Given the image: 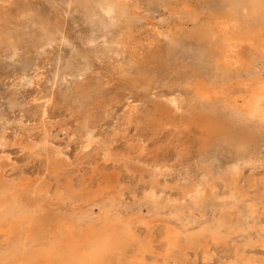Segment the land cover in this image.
Masks as SVG:
<instances>
[{
	"label": "rangeland",
	"instance_id": "obj_1",
	"mask_svg": "<svg viewBox=\"0 0 264 264\" xmlns=\"http://www.w3.org/2000/svg\"><path fill=\"white\" fill-rule=\"evenodd\" d=\"M160 1L161 0H155V2H160ZM195 1L196 0H191L193 4H196L197 10L198 11L203 10L204 8L203 1L202 0H197V2ZM0 4L3 5L4 8H10L8 19H9V24L15 27L16 29V30L14 29V32L17 31L23 34V40L16 46L15 49H10V48L5 47L4 45H0V138H1L0 142H2L0 143V156L3 157V158L0 157V160L3 159V162L7 161L6 162L7 165L9 164L8 166L6 165L7 166L6 167L5 166L6 163L5 162L3 163L6 168L4 169L2 173L3 174L5 173L6 178L4 177V175H2L4 182L2 181V183H0L1 185L0 192L1 191L3 192V193L1 192L0 194V199L2 200V201L0 200V204L2 207V208L0 207L2 209L0 211L4 212V210L6 209L4 214H2L3 218L5 220L7 219L6 223L7 222L9 223L10 222L9 219L11 218H12L11 220H13L14 219L13 217H15L17 213L18 214L21 213L19 211L21 209L17 208L18 204L15 202V200L12 201V196L8 197L9 194L8 193L6 194L4 190L3 184L5 185V184H8L9 182L12 183L13 185L16 184L17 189H19L20 185L23 186L25 185L26 182L29 181L27 184L31 185L33 189L43 188L49 191V196L50 198L52 197L51 198L52 200L48 202L46 201L47 199H45L46 197L44 196L45 194L44 192L42 193L43 194L42 195L36 191L34 192L31 191L29 192V195H28L25 187H23L24 190L22 188L19 189V191L22 189L21 191L26 192L25 194L24 192L21 193V196L19 197V200L22 202H25V204L28 203L27 201L28 197H33L35 200L37 199L35 203H38L40 201L39 205L36 204L35 206L36 210L38 211L36 212V217L38 216L37 217L38 224L37 222H35L29 225L30 226V227L28 226L29 228L27 227L28 229H31L29 230L30 235L28 238H23V237H26V234H24V232H26L25 231L26 226L22 224L21 225L24 227H22L21 225H17V224L14 225L13 226L14 230L12 229V233L9 235L0 233V264H8L9 261H15L14 258L15 259L18 258L22 249L25 250L28 254H32L42 249H49L50 246L52 245L55 246V251H54L55 255L53 254V256L55 257L54 264H58L56 262V259L59 258L58 260L60 261V256H58V254L63 252V249H62V245L59 244L58 241L55 239V235L52 230L54 227L58 226L60 233L62 232L61 234H63L64 224L66 223L65 226H69V224L71 225V222H72V228L74 229L72 230V234H74L73 232L75 231V234L78 235L77 236L74 234L73 237L77 241L79 240L80 243H82L83 241L85 242V240L87 239L86 237L87 235H89V233H93L91 235H92V240H94L95 233L97 232V230L105 231L110 234L108 251L105 253H101V258L100 260H98L97 264H114V263L115 264H130L132 263V261L130 260H133L134 256L138 252L137 251L138 247H141V246L144 247L146 245L149 246V244L151 247L153 246L152 247L153 252L151 251V253L152 254L154 253V254L152 255L151 253L148 252L147 254H145L146 259L150 261L155 260L158 264H161V262L162 264H166V262L167 264H185V263L187 264V262L188 264H197V263L198 264H203V263H206V264H232L233 263L234 264L236 262V256H235L236 250H238L239 256L241 257L243 256L244 260L246 259L241 264H250V263L251 264L252 263L253 264H258V263L264 264V248L256 247V249L253 248L252 250L251 249L252 247H249V248H244L246 249L244 250L243 249L244 246H242L244 244L243 239L247 238L246 236L248 235L250 231H252L253 229L260 230L261 228L263 229L264 227L263 225L264 224V211H262L264 209V206H263L264 191H262L264 190V146H262L264 145V143L260 145L261 149L259 148L257 149L259 152L256 150L254 151V153L252 152L251 154H249L248 156L244 158V162L241 164V166H239V170H238V172L241 175L238 173V176L234 182H231L230 184H226L224 182V184H222L223 182L221 180H219V182L218 180H216V183H215L216 192L213 191V197H212L213 202L215 201L214 203L212 202V204H214L215 206L213 205L210 206V208H212L213 210L208 208L209 206H202L201 207V209H203L202 212H201V209H198V211L196 210L193 213L196 215L195 217L194 215H190L189 211L185 210L186 214L180 215L182 217L181 218L179 214L176 213L175 209L174 210L172 209V207H169V208L167 207L165 208V210L164 208L163 209L156 208L153 204L149 202L148 203L145 202V199L142 198L144 197L145 192H148L152 188V185L156 183V184H159V185H155L157 186L156 194L158 192L159 194L161 193L158 196H163L166 198L170 197L169 199L171 200H177L178 198L179 200V198L180 199L182 198L183 192L185 190L184 187H186V185H190L192 182L196 183L198 179H200L198 178V176L199 177L202 176V171L199 168L200 165L198 164V162L203 157V151L202 152L200 151V148L202 147V143H200L201 142L200 136L197 139L199 135L197 134L198 132L195 131L194 128L192 127L188 126L187 128L186 119H185L188 116V110L185 111L187 109V103H188L185 100V97H186L185 92L188 91L189 89L188 91L189 94L190 93L192 94L193 88L191 87L192 85L189 82L184 81L182 78H179L178 75H174V74H165L164 76L159 77L157 82L149 90H145L144 88H141V87H130V86L123 84L120 81L119 79L120 67L125 68L127 66V61L130 59L131 52H133L134 54L133 57L131 56L132 60H134L137 63L141 62L142 64H145L146 58L151 56L152 53H156L164 48L165 38L166 36L170 34V32L173 31L176 34V37L178 38L180 37V33H181L180 30L182 28H191L188 22L180 21L178 19L177 14L173 10L170 11L171 9L169 7L166 8V6L162 4H158L157 6L152 7L151 9L148 8L146 5H144L145 12L143 13V16L141 15L142 20L135 25V27L132 29L131 34H127L128 36L126 35L124 37L126 38V43H127L126 48L124 49L123 52L119 53L120 55L119 54L114 55L113 52L107 51L105 49L111 47L112 45L111 38L114 36L117 29L104 30L100 26L95 25V23L89 22L81 12L75 11L73 8L67 7L64 3H60L58 1H56L55 3H51V2H48L47 0H10V3L0 2ZM21 7H24V8H21ZM168 12L170 14L171 13L173 14L170 15ZM208 16H209V12L205 10L204 14L200 17V19H207ZM42 21L47 22L51 27H54L56 30L50 40H48L45 37V35H43V33L40 31V23ZM54 22L56 23L54 24ZM169 23L171 25V28H170V25H168ZM173 25L175 26V29ZM152 28L154 30H152ZM133 36H135L136 38L134 37L133 39ZM147 37L148 38L151 37V38L148 39ZM154 37H156V39ZM145 38L147 39L146 41H145ZM152 38L157 40L156 41L157 45H155L156 44L154 42L155 40H153ZM132 39L135 41L133 42ZM136 39L137 40L140 39L138 40V42L140 41L139 42L140 44L136 42L137 41ZM141 39L143 40L141 41ZM127 40H129V43L127 42ZM149 40L152 43H150ZM147 42H149L150 44ZM132 43L133 44L135 43V44L133 45ZM158 46L160 48L157 50L156 47ZM141 49L142 50L144 49V50L142 51ZM241 49H242V53H244L243 51H247V47L245 45H243ZM145 50L149 54L145 53L144 52ZM113 55L116 57H114ZM175 58L177 61H180L182 58V51H176ZM256 58L252 59L253 60L252 62L254 65L252 69L247 68L249 70H245V72H243L244 71L243 70L242 71L243 74L240 72V75H241L239 76L240 82L232 81L228 85L225 86L226 87L225 93L227 94L225 95L226 96L225 100H227L226 106L229 107L230 105V107L236 108L240 111L242 110L241 111L242 114L245 113V115H248L246 114V110H247L246 102H248L249 93H250L251 88L256 87L257 83L255 84V82H258L259 80H262L264 78L263 77L264 76V65H263L264 63L261 62L258 59V57ZM154 62L155 63H151L149 65L150 68H156L158 66V62L157 61H154ZM248 62L250 63L251 61H248ZM69 63H71V73L68 72ZM261 65H263V67ZM184 71H187V70L185 69ZM255 74H258V75L262 74V75L259 77L258 75L256 76ZM251 77L255 78V80ZM241 79H244V80L247 79V81L245 80L246 81L245 82ZM233 83L235 86L233 85ZM88 89H95L96 95L92 97L89 94ZM151 89L154 91H152ZM149 91L150 93H148ZM173 93L175 95H178L180 100L183 99L182 100L183 102L180 105L181 107L179 108L180 110H175L172 113V115L162 114L159 116V113L155 111L157 107L156 104L160 105L159 103L161 102H158V101H162L163 106L170 108L169 107L170 105L168 104V99H170L174 95ZM233 95H235V98ZM232 98L235 100H233ZM243 98L244 100H242ZM131 103H133L132 104L133 106L131 105ZM129 108L131 109L129 110ZM132 109L134 110L132 111ZM181 109L183 110L181 111ZM43 110H45L46 112L44 111L45 112L44 113ZM128 112L130 113L127 115L126 113ZM178 114L181 116H179ZM130 115L131 117L130 119H128L127 117ZM125 118H127V120ZM166 119L169 122L172 121L171 123L173 124L171 125V123L166 122L167 121ZM84 120H86L89 123V124L87 123V128H89L87 129L88 132L85 131L81 127ZM155 120H158V123ZM183 120L185 121V123L183 122ZM254 120L255 119L248 120L246 122V125L250 126ZM159 121L161 122L159 123ZM91 127L93 129H91ZM152 128L155 130H153ZM114 130L117 132L115 133ZM87 133L88 134L90 133L92 134L91 136H94V138L91 137L90 143H87V141L86 142L84 141V140H87L86 139V137L88 136ZM117 133L118 135H116ZM82 136L83 138L81 139ZM43 137L45 138L43 139ZM46 139L48 140V146L52 145L50 147L51 148L53 147V149H56V151L59 152V154L62 152L60 156H58V158L60 157L59 160L61 161V162L59 161L60 162L59 164L50 163L44 153L36 157L35 155L31 153V151H29L31 145H35V144L38 145L40 141L47 143ZM112 139H114V141H112ZM103 140L104 142H102ZM109 142H113V143H109ZM95 143L98 145H96ZM87 144H88L87 146L88 150L86 149V146H85ZM199 144L201 145L200 148H199ZM94 145H96V147H93ZM100 145L102 146V148ZM103 148L104 149L109 148L108 149L110 152L109 157H107L104 154L106 156V159H105V156L102 155L103 153H105ZM141 151L142 153H140ZM63 153L65 155H62ZM218 153L219 154L217 156V161H214L210 155L211 163L213 165L215 163L214 168L217 167L218 163L221 166H228L231 164V161L233 160V157H234L231 152L229 153L227 149L221 148ZM8 156L10 158H8ZM64 156L66 157V159ZM100 156L102 157L104 156V157L101 158ZM62 158L64 160H62ZM107 158H110V159L106 161ZM65 160L67 162H65ZM194 161H196V164ZM250 161H251V164L249 163ZM0 162L2 163V161ZM155 162L159 168L157 167L156 164H154ZM248 163H249V166H248ZM253 163L256 165H253ZM65 164L67 166H65ZM162 164H164L163 165L164 167H162ZM11 165L15 167V170L12 168ZM154 166L155 168L157 167L160 170L159 171L160 173L161 172L162 173L157 176L159 178L156 177L155 181H152L153 176H151V173L155 170V168L153 169ZM46 167L50 168L51 170L46 169ZM6 169L8 170L10 169L9 172ZM142 171H145L144 175L142 174L143 173ZM148 171L150 172V174ZM166 171H167V174H166ZM198 171L201 175L196 174L198 173ZM18 173L20 174L18 175ZM184 176H185V179H184ZM64 177L65 178L67 177L66 181L68 180V183L67 182L65 183ZM36 178L39 179V181H36L37 180ZM58 179L60 182H58ZM180 179L182 181H180ZM194 179L196 182L194 181ZM22 180L25 182H22ZM252 180L254 182H252ZM249 181L251 182L249 183ZM109 182L110 184L113 183L110 185L111 188L109 186ZM160 183H161V187H160ZM183 183H185V186L182 187V185H184ZM231 184L235 186L232 187ZM162 185H165L167 188L165 189V187H163ZM254 185L256 188L254 187ZM241 186L243 187L241 188ZM72 187L75 190L76 189L77 190L75 191ZM148 187H149V190H148ZM169 187H171V189ZM57 188L59 189V191H56ZM69 188L70 189L72 188L71 191ZM175 188H177L176 189L177 191L173 190ZM105 189H107L106 193L108 191L107 194L103 193L105 192ZM142 189L143 191H141ZM242 190H244L245 192ZM62 191H65V192H62ZM109 191L110 192L112 191L111 193L112 195H110ZM234 191L235 192L237 191L236 192L237 194ZM52 192H53V195H52ZM56 192L63 193V195L61 193V195L63 196L61 197L62 200L57 196ZM99 192H101V195ZM166 192H167V195H166ZM54 193L56 197L54 196ZM95 193L97 194L96 196H95ZM142 193L143 195H141ZM222 193L224 195H226L225 193H227V195L223 196ZM70 194L72 195L70 196ZM132 194H134L135 197ZM74 196L76 197V199L74 198ZM111 196L113 197L111 198ZM214 196L218 198L219 202L217 201V198ZM131 197H134V199ZM172 197L174 198L176 197V198L173 199ZM68 198H69V202H67ZM72 198H74L75 200ZM116 198L117 200H115ZM228 198L229 199L233 198V199H230L231 200L230 201L228 200ZM248 198L250 199L252 198V199L249 200ZM260 198H262V200ZM111 199L114 201V203L113 201H110ZM256 199L258 202L256 201ZM118 200L122 202H118ZM135 200L138 202H136ZM7 202H8V205L6 204ZM233 202L234 203L236 202L237 204L236 203L234 204ZM256 202L258 203V205ZM9 203L11 204V206H9ZM14 203L16 204L14 205ZM42 203H44L43 205L47 203L48 206L45 205L44 207H42L43 206ZM3 204L5 208H3L2 206ZM236 205L237 206L241 205L242 208H239ZM113 206L115 208H113ZM232 206L234 208H232ZM37 207L38 208L40 207L41 210L40 208L38 209ZM213 207H217L215 208L216 211ZM90 208L93 211H91ZM87 209H90V212ZM76 210H77V214H76ZM218 210L222 213H220ZM173 211H174L173 213L174 215L172 214ZM44 212L47 214H45ZM152 212L153 214H150ZM161 212H163V214H161ZM170 213L173 216H171ZM199 213H202V214L204 213V215L202 214L200 215ZM217 213L218 214L220 213V215L217 216L218 215ZM238 213L240 216L238 215ZM42 214L43 215L45 214V215L43 216ZM112 215H113V218H112ZM140 215H142V217ZM150 215H152L153 217ZM159 215L163 216V218L160 217ZM154 216L156 218H159L158 219L159 221ZM107 218H109L110 220ZM150 219H152V221H150ZM170 219H173V220H170ZM248 219L250 221H247ZM176 220L179 222H176ZM43 221H44V228L42 227ZM171 222H173V224H170ZM180 222L182 223L180 224ZM215 222H216L215 225L218 226V230H219L217 231V233L218 235L220 234L221 239L223 238L222 242H220L221 244L219 243L215 245L211 240H208L207 238H205L206 237V234H205L204 237H200L198 241L199 245L196 249L188 250L186 247V242H185L186 236H188L189 234H190L189 236H191L192 234L195 235L202 229L210 228V226L214 224ZM238 222L240 223L237 224ZM59 223L63 227L61 225H58ZM246 223L250 225L248 226ZM36 224L37 226H35ZM39 224L40 226H38ZM183 224L186 226H184ZM224 224L225 225L227 224V225L224 226ZM86 226H90V227H86ZM166 226L167 227L169 226L168 228L174 229L177 233L181 231L180 234L178 235L179 237H178V242H177L180 245L178 244V247L176 248V250L174 248L173 249L174 251L168 254L169 257L166 255V251L163 250L165 249V241L162 237H163L164 229L166 228ZM252 226L253 228L250 229ZM33 227L35 229L37 228L36 230H39V231H36ZM38 227H40V229ZM189 229L190 231H188ZM32 230L35 232H30ZM54 231H55V228H54ZM238 237L240 238L237 239ZM179 238L182 242L179 240ZM225 238L227 241L223 242ZM6 239H7V242H6ZM27 239H29V241ZM205 240H207V242ZM209 241L211 244L209 243ZM147 242L149 244H147ZM204 242H205V246H203ZM229 243L231 244V246ZM31 245H34V246H31ZM179 247L182 249H180ZM206 247L208 249V252H210L208 253V255L210 254L209 258L211 257L210 260H204L203 257H200V256H203L202 252L203 250L206 249ZM241 249H243V251ZM175 251L177 253H173ZM190 251L191 252L193 251V252L191 253ZM245 253H247L248 255L247 254L245 255ZM179 254L181 255V257H178ZM249 254L251 255L249 256ZM232 255L234 256L232 257ZM110 256L112 257L113 261L111 260ZM250 257L253 258L252 259L253 261L251 260ZM163 260H167V261L163 262ZM32 262L34 263V261ZM33 263H29V264H33ZM34 264H38V263H34Z\"/></svg>",
	"mask_w": 264,
	"mask_h": 264
},
{
	"label": "bare ground",
	"instance_id": "obj_2",
	"mask_svg": "<svg viewBox=\"0 0 264 264\" xmlns=\"http://www.w3.org/2000/svg\"><path fill=\"white\" fill-rule=\"evenodd\" d=\"M48 2L51 3H55L56 1L60 2V3H64L67 7L69 8H73L75 11H79L81 12L85 18L91 22V23H95V25L100 26L101 28H103L104 30H110V29H117V31L115 32L114 36L111 38V47L110 48H106L105 50L113 52L114 55L115 54H119L121 52L124 51V49L126 48V38H124L127 34H131L132 29L135 27V25L140 22L142 20L141 15L143 16V13L145 12L144 9V5H146L148 8H152L157 6L158 4H162L164 6L169 7L171 10L170 11H174L177 16L178 19L180 21L183 22H188L189 25L191 26V28H182L180 31V37H176V34L172 31L170 32V34L168 36H166L165 38V46L162 50L156 52V53H152L151 56H149L148 58H146L145 60V64H142L141 62H135L134 60H132V57L134 56L133 52H131V56L130 59L127 61V66L125 68L120 67V72H119V79L120 81L130 87H141L144 88L145 90H149L150 88H152V86L157 82L158 78L161 76H164L165 74H174V75H178L179 78H182L184 81L189 82L193 88V93L189 94V89L188 91H186V97L185 100L188 102L187 103V109L185 111L188 110V116L186 119V124H187V128L192 127L194 128L195 131H197L199 134L197 139L200 136V140L202 143V147L200 148V144H199V148L200 151H203V157L202 159L198 162V164L200 165V169L202 171V176L198 178V181L196 182L195 179L194 181L196 183H191L190 185H186L185 190L183 192L182 198L178 200H171L169 198L163 197V196H158L160 195L159 192L156 194V187L155 185H159L156 184L154 182L152 185V188L149 190L148 187V192H145L144 194V198L145 202H149L151 204H153L156 208H161L165 210V208H169L172 207V209L176 211L177 214L180 215H184L185 210L190 212V215H194V217L196 216L195 214H193L196 210L198 211V209H201L202 206H209L208 208H210L211 205L215 206L214 204H212L213 200V191H215L216 188V180H221L224 184V182L226 184H230L231 182H234L238 176V170H239V166H241V164L244 162V158L246 156H248L249 154H251L252 152L254 153V151H256L258 148H260V145L262 143H264V78L262 80H256L258 82H255V84L257 83L256 87H252L249 93V99L248 102H246V114L245 115L242 114V110H238L236 108L233 107H227L226 103L227 100H225L227 95L225 93V86L228 85L230 82L232 81H236V82H240V72L243 74V72H245V70H249L247 68H251L254 66L253 65V58L258 57V59L264 63V0H202L203 4H204V8L203 10L198 11L197 10V6L196 4H193L191 2V0H161L160 2H155V0H47ZM1 3H10V0H0ZM197 2V0L195 1ZM200 2V1H199ZM201 5V3H200ZM199 5V6H200ZM163 7V6H162ZM24 8V7H21ZM165 8V7H164ZM165 8V9H166ZM10 8H4L3 5L0 4V45H4L7 48L10 49H15L16 46L23 40V34L19 33V32H14L15 27L11 26L9 24V11ZM207 10L209 12V16L207 19H200V17L204 14V11ZM26 11V10H25ZM167 11V10H166ZM169 13V12H168ZM170 14V13H169ZM173 13H171L170 15H172ZM208 14V13H207ZM12 16V15H11ZM29 18V17H28ZM37 19V18H36ZM40 21V20H39ZM179 22V21H178ZM56 22H54L55 24ZM147 23V22H146ZM176 23V22H175ZM170 25V23L168 24ZM167 25V26H168ZM180 25V24H179ZM166 26V27H167ZM174 26V25H173ZM169 27V26H168ZM177 27V25H176ZM171 28V25H170ZM173 28V27H172ZM140 29V27H139ZM144 29V28H143ZM175 29V26H174ZM16 30V29H15ZM152 30H154L152 28ZM160 30V29H159ZM173 30V29H171ZM40 31L43 33V35H45V37L50 40L53 36V34L55 33V28L51 27L47 22L42 21L40 23ZM146 31V30H145ZM157 31V30H156ZM166 31V30H165ZM164 31V32H165ZM176 31V30H175ZM133 34V33H132ZM151 34V33H150ZM154 34V33H153ZM152 34V35H153ZM156 34V33H155ZM166 34V33H165ZM128 36V35H127ZM130 36V35H129ZM154 36V35H153ZM156 36V35H155ZM132 37V36H131ZM135 36H133L134 39ZM152 37V36H151ZM150 37V38H151ZM160 37V36H159ZM128 38V37H127ZM136 38V37H135ZM143 38V37H142ZM148 38V37H147ZM148 38V39H150ZM156 39V37H154ZM154 38H152L153 40H155ZM56 39V38H55ZM132 39V40H133ZM137 40V39H136ZM140 40V39H138ZM138 40L136 41L137 43ZM143 39H141L142 41ZM147 39L145 38V41ZM163 40V39H162ZM131 41V40H130ZM135 40H133L134 42ZM150 41V40H149ZM157 40H155L154 43L155 45H157ZM127 42L129 43V40H127ZM132 42V41H131ZM135 42V43H136ZM134 43V44H135ZM145 43V42H144ZM149 43V42H147ZM150 43H152L150 41ZM149 43V44H150ZM162 43V42H161ZM133 44V43H132ZM133 44V45H134ZM140 44V43H139ZM146 45V44H144ZM143 45V46H144ZM152 45V44H151ZM163 45V44H162ZM245 45L247 47V51H243L244 53H242V49L241 47ZM138 46V45H137ZM141 46V45H140ZM150 46V45H149ZM128 47V46H127ZM134 47V46H133ZM146 47V46H145ZM151 47V46H150ZM154 47V45H153ZM149 48V47H147ZM157 50L160 48L159 46L156 47ZM129 49V48H128ZM132 50V49H131ZM142 50V49H141ZM144 50V49H143ZM142 50V51H143ZM150 50V49H149ZM148 50V51H149ZM155 50V49H153ZM128 51V50H127ZM136 51V50H134ZM152 51V50H151ZM150 51V52H151ZM176 51H182V58L180 61H177L175 58V53ZM145 53L146 50L144 51ZM140 53V52H139ZM149 54V53H147ZM113 55V56H114ZM120 55V54H119ZM126 55V54H125ZM140 55V54H139ZM128 56V57H129ZM137 56V55H136ZM116 57V56H114ZM121 58V57H120ZM116 59V58H115ZM118 59V57H117ZM248 59V60H247ZM257 59V58H256ZM124 60V59H123ZM255 60V59H254ZM108 61V60H107ZM152 61V62H151ZM154 61L158 62V66L156 68H150L149 65L151 63H155ZM248 61H251L250 63ZM122 62V61H121ZM119 65V64H118ZM121 65V64H120ZM264 65V64H263ZM263 65H261L263 67ZM68 72L71 73V63L68 64ZM123 66V65H122ZM260 68V67H259ZM187 71H184V70ZM258 69V68H257ZM256 69V70H257ZM117 70V69H116ZM115 70V71H116ZM244 70V71H243ZM260 70V69H259ZM263 70V69H262ZM243 71V72H242ZM255 72V71H254ZM246 74V73H245ZM260 74V73H259ZM256 76L258 74H255ZM262 75V74H261ZM261 75H258L259 77ZM249 76V75H248ZM253 76V75H252ZM264 77V76H263ZM79 78V77H78ZM253 78V77H251ZM255 80V78H253ZM36 80V79H35ZM109 80V79H108ZM243 81H247V79H241ZM64 81V80H63ZM242 81V82H243ZM245 81V82H246ZM251 81V80H250ZM161 83V82H160ZM235 83V82H234ZM233 83V85H234ZM163 84V83H162ZM243 84V83H242ZM237 85V84H236ZM43 86V85H42ZM158 86V85H157ZM186 86V85H184ZM235 86V85H234ZM183 87V86H182ZM188 87V86H187ZM190 87V88H191ZM237 87V86H236ZM189 88V87H188ZM229 88V87H228ZM231 88V87H230ZM244 88V87H243ZM184 89V88H183ZM152 90V89H151ZM238 90V89H237ZM245 90V89H244ZM89 94L93 97L96 95V90L95 89H88ZM154 91V90H152ZM150 93V91L148 92ZM171 93V92H170ZM240 93V92H239ZM152 94V93H151ZM174 94V93H173ZM177 94V93H176ZM229 94V93H228ZM148 95V94H147ZM171 96V95H170ZM231 96V95H230ZM235 98V95H233ZM242 96V95H241ZM147 97V96H146ZM149 97V96H148ZM151 97V96H150ZM169 97V96H168ZM166 97V98H168ZM182 97V96H181ZM240 97V95H239ZM238 97V99H239ZM46 98V97H45ZM161 98V97H160ZM158 98V99H160ZM184 98V97H183ZM49 99V98H48ZM162 99V98H161ZM233 99V98H232ZM46 100V99H44ZM51 100V99H50ZM166 100V99H165ZM183 100V99H182ZM182 100H180L178 95H173L170 99H168V104L170 105V108H167L166 106H163L162 101H158L161 102L159 103L160 105L156 104L157 107L155 109V111H157L159 113V116L162 114H171L175 111V110H180L179 108L181 107V103L183 102ZM235 100V99H233ZM244 100V98L242 99ZM48 101V100H47ZM46 101V102H47ZM241 101V99H240ZM45 102V103H46ZM111 102V101H110ZM156 102V100H155ZM232 103V102H231ZM234 103V102H233ZM48 104V103H47ZM50 104V103H49ZM133 103H131L132 105ZM241 104V103H240ZM46 105V104H45ZM235 105V104H233ZM242 105V104H241ZM49 106V105H48ZM93 106V105H92ZM133 106V105H132ZM237 106V105H236ZM240 106V105H239ZM245 106V105H243ZM163 107V108H162ZM183 107V106H182ZM133 108V107H131ZM129 108V110L131 109ZM239 108V107H237ZM45 109V108H44ZM135 109V108H134ZM132 109V111L134 110ZM243 109V108H242ZM183 109H181L182 111ZM45 110H43L44 112ZM154 111V110H153ZM46 112V111H45ZM44 112V113H45ZM43 113V114H44ZM130 112L126 113L127 115ZM133 113V112H132ZM138 113V112H137ZM157 113V114H158ZM180 113V112H178ZM134 114V113H133ZM136 114V113H135ZM176 114V113H175ZM174 114V116H175ZM126 115V116H127ZM132 115V114H131ZM130 116H128L127 118L130 119ZM137 115V114H136ZM179 115V114H178ZM84 116V115H83ZM87 116V115H86ZM85 116V117H86ZM121 116V115H120ZM135 116V115H134ZM153 116V115H152ZM181 116V115H179ZM185 116V115H184ZM91 117V116H90ZM124 117V116H123ZM171 117V116H170ZM173 117V116H172ZM178 117V116H177ZM120 118V117H119ZM127 118H125L127 120ZM136 118V117H135ZM154 118V117H153ZM176 118V117H175ZM84 119V118H83ZM123 119V120H125ZM133 119V118H132ZM159 119V118H158ZM165 119V118H164ZM168 119V118H167ZM166 119V120H167ZM174 119V118H172ZM171 119V120H172ZM180 119V118H179ZM183 119V118H182ZM250 119H255L250 126L246 125V122ZM146 120V119H145ZM158 123V120H155ZM180 121V120H179ZM256 121V122H255ZM161 121H159L160 123ZM166 122H169L168 120ZM172 122V121H171ZM169 122V123H171ZM175 122V121H174ZM183 122L185 123V121L183 120ZM82 123V122H81ZM87 121L84 120V122L82 123V128L88 132L87 129ZM116 123V122H115ZM121 123V122H120ZM124 123V122H123ZM129 123V121H128ZM138 123V122H137ZM148 123V122H147ZM181 123V122H180ZM44 124V123H43ZM79 124V123H78ZM89 124V123H88ZM136 124V123H135ZM173 123H171L172 125ZM48 125V124H47ZM127 125V124H126ZM121 126V125H119ZM129 126V125H128ZM178 126V125H177ZM182 126V125H181ZM185 126V124H184ZM116 127V126H115ZM175 127V126H174ZM46 128V127H45ZM44 128V129H45ZM159 128V127H158ZM78 129V128H77ZM81 129V128H80ZM91 129H93L91 127ZM115 129V128H114ZM119 129V127H118ZM153 129V128H152ZM186 129V128H184ZM79 130V129H78ZM117 130V129H116ZM136 130V129H135ZM155 130V129H153ZM48 131V130H47ZM113 131V129H112ZM115 131V130H114ZM157 131V130H156ZM81 132V131H80ZM117 131H115L116 133ZM119 132V131H118ZM85 133V132H83ZM121 133V131H120ZM4 134V133H3ZM88 134V133H87ZM86 134V135H87ZM114 134V133H113ZM85 135V134H83ZM92 134H88V136L86 137L87 140H84L85 142L87 141V143L91 142V137L94 138V136H91ZM111 135V134H110ZM118 135V133L116 134ZM116 137V136H115ZM4 138V136H3ZM2 138V139H3ZM45 137H43L44 139ZM83 138V136L81 137V139ZM96 138V137H95ZM114 138V137H113ZM1 139V138H0ZM97 139V138H96ZM95 139V140H96ZM196 139V140H197ZM15 140V139H14ZM42 140V139H41ZM50 140V138H49ZM82 140V141H83ZM102 140V139H101ZM100 140V141H101ZM105 140V139H104ZM104 140L102 142H104ZM131 140V139H130ZM45 141V140H43ZM46 142H39L38 145H31L30 150L31 153L33 155L40 156L42 153H44L46 155V158L49 160L50 163H54V164H59L61 161L59 160L60 157L58 158V156H60V153L56 151V149H53V147L51 148L50 146H48V140L46 139ZM112 141H114V139H112ZM15 142V141H14ZM83 142V143H85ZM97 142V141H96ZM2 143V142H0ZM52 143V142H51ZM109 143H113V142H109ZM96 144V143H95ZM25 145V144H24ZM98 145V144H96ZM96 145H94L93 147H96ZM28 146V145H27ZM84 146V144H83ZM82 146V147H83ZM86 149H87V145ZM101 146V145H100ZM111 146V145H110ZM264 146V145H262ZM261 146V147H262ZM90 148V147H89ZM98 148V147H97ZM102 148V146H101ZM143 148V147H142ZM221 148H225L229 151V153L231 152L233 154V160L231 161V164L227 165L228 166H221L219 163L217 165L216 168H214V165L211 163L210 161V155L213 158L214 161H217V156H218V152ZM27 149V148H26ZM29 149V148H28ZM92 149V147H91ZM104 149V148H103ZM109 149V148H108ZM107 148L104 149V152L102 155H106L107 157H109V150ZM198 149V148H197ZM25 150V148H24ZM58 150V149H57ZM88 150V149H87ZM86 150V151H87ZM59 151V150H58ZM84 151V149H83ZM103 151V150H102ZM112 151V150H111ZM144 151V150H143ZM199 151V152H200ZM224 151V150H223ZM258 151V150H257ZM28 152V151H27ZM113 152V151H112ZM226 152V150H225ZM259 152V151H258ZM82 153V152H81ZM85 153V152H84ZM99 153V152H98ZM102 153V152H101ZM115 153V152H114ZM142 153V151L140 152ZM221 154V153H220ZM259 154V153H258ZM62 155H65L64 153ZM104 155V156H105ZM115 155V154H114ZM113 155V156H114ZM117 155V154H116ZM202 155V153H201ZM32 156V155H31ZM103 156V157H104ZM105 156V159H106ZM118 156V155H117ZM116 156V157H117ZM220 156V155H219ZM230 156V154H229ZM251 156V155H250ZM2 157V156H0ZM63 157V156H62ZM65 157V156H64ZM101 158H103L102 156H100ZM231 157V159H232ZM259 157V156H258ZM3 158V157H2ZM8 158H10L8 156ZM39 158V157H38ZM80 158V157H79ZM66 159V157H65ZM107 158L106 161H108ZM199 159V158H197ZM221 159V158H220ZM230 159V158H229ZM251 159V158H250ZM62 160H64L62 158ZM69 160V159H68ZM104 160V159H103ZM247 160V159H246ZM257 160V159H256ZM259 160V159H258ZM2 161V163L0 162V183H2L3 181V177L2 175H4V177L6 176L5 173L3 174L2 172L4 171V169L9 165H7V161H4L6 164L4 166V162L3 159L0 160ZM60 161V162H59ZM110 161V160H109ZM118 161V160H117ZM11 162V161H10ZM65 162H67L65 160ZM196 164V161H194ZM69 163V162H68ZM105 163V161H104ZM246 163V162H245ZM251 164V161L249 162ZM248 163V166H249ZM255 163V162H254ZM253 165H256L254 164ZM50 164V165H52ZM72 164V163H71ZM156 164V162L154 163ZM224 164V163H223ZM157 165V164H156ZM164 164H162V167ZM247 165V164H246ZM12 166V165H11ZM54 166V165H53ZM56 166V165H55ZM64 166V165H62ZM65 166H67L65 164ZM73 166V165H72ZM166 166V165H165ZM10 167V166H9ZM52 167V166H51ZM149 167V166H147ZM152 167V166H151ZM158 167V165H157ZM155 168V166L153 167V169L155 168V170L151 173V176H153V180L155 181V178L160 175L161 173L159 172L160 170L158 168ZM224 167V168H223ZM12 168L15 170V167L12 166ZM65 168V167H64ZM11 169V168H10ZM9 169V170H10ZM46 169H50L47 168ZM56 169V168H55ZM66 169V168H65ZM152 169V168H151ZM161 169V168H160ZM244 169V168H243ZM8 170V169H6ZM8 170V172H9ZM43 170V169H42ZM51 170V169H50ZM67 170V169H66ZM65 170V171H66ZM80 170V169H78ZM147 170V168H146ZM197 170V169H196ZM199 170V169H198ZM56 171V170H55ZM61 171V170H60ZM94 171V169H93ZM100 171V170H99ZM152 171V170H150ZM241 171V170H240ZM52 172V171H51ZM59 172V171H58ZM143 175L145 171H142ZM149 172V171H148ZM187 172V171H186ZM60 173V172H59ZM67 173V172H66ZM94 173V172H93ZM99 173V172H98ZM147 173V172H146ZM145 173V174H146ZM20 173H18L19 175ZM46 174V173H45ZM62 174V173H61ZM97 174V173H96ZM141 174V173H140ZM150 174V172H149ZM167 174V171H166ZM187 174V173H186ZM199 174V171L198 173ZM240 174V173H239ZM10 175V174H9ZM56 175V174H55ZM63 175V174H62ZM66 175V174H65ZM94 175V174H93ZM241 175V174H240ZM39 176V175H38ZM53 176V175H52ZM69 176V175H68ZM101 176V175H100ZM170 176V175H169ZM186 176V175H185ZM184 176V179H185ZM191 176V175H190ZM8 177V176H7ZM10 177V176H9ZM40 177V176H39ZM46 177V176H44ZM43 177V178H44ZM102 177V176H101ZM144 177V176H143ZM163 177V176H162ZM165 177V176H164ZM189 177V176H188ZM196 177V176H195ZM6 178V177H5ZM13 178V177H12ZM11 178V179H12ZM41 178V177H40ZM54 178V177H53ZM65 178V177H64ZM67 178V177H66ZM65 178V183H68V180L66 181ZM93 178V177H92ZM139 178V176H138ZM148 178V177H147ZM159 178V177H157ZM9 179V178H8ZM7 179V180H8ZM16 179V178H15ZM37 179V178H36ZM150 179V178H149ZM152 179V178H151ZM190 179V178H189ZM19 180V179H18ZM28 180V179H27ZM26 180V181H27ZM30 180V179H29ZM61 180V179H60ZM93 180V179H92ZM183 180V178H182ZM180 179V181H182ZM187 180V179H186ZM192 180V179H191ZM239 180V179H238ZM21 181V180H20ZM36 181H39V179H37ZM43 181V180H42ZM141 181V180H140ZM151 181V180H150ZM4 182V181H3ZM9 182V181H8ZM7 182V183H8ZM17 182V181H16ZM19 182V181H18ZM22 182H25L22 180ZM29 182V181H28ZM26 182L25 185L23 186H19L20 188L23 189V187H25V189L27 190L26 192L29 195V192H38L39 194H42L43 192L46 194H44V196L46 197L45 199H47L46 201L50 202L52 199V197L50 198L49 196V191L45 190V189H41V188H35L33 189V187H31V185H28ZM58 182L59 179H58ZM63 182V181H62ZM102 182V181H101ZM104 182V181H103ZM142 182V181H141ZM149 182V180H148ZM160 182V181H159ZM191 182V181H190ZM251 181H249L250 183ZM252 182H254L252 180ZM15 183V182H14ZM32 183V182H31ZM36 183V182H34ZM64 183V184H65ZM151 183V182H150ZM158 183V182H157ZM175 183V182H174ZM238 183V181H237ZM262 183V182H261ZM33 184V183H32ZM43 184V183H42ZM103 184V183H102ZM113 184V183H111ZM109 182V186L111 185ZM168 184V183H167ZM185 186V183H183ZM188 184V183H187ZM252 184V183H251ZM19 185V184H18ZM107 185V184H106ZM144 185V184H143ZM174 185V184H173ZM179 185V184H178ZM220 185V184H219ZM232 187L233 184H231ZM240 185V184H239ZM238 185V186H239ZM253 185V184H252ZM42 186V185H41ZM40 186V187H41ZM53 186V185H52ZM108 186V185H107ZM149 186V185H148ZM163 187H165V189L167 188L165 185H162ZM168 186V185H167ZM1 187V185H0ZM4 190L6 192V194L8 193L9 196H12V201L15 200V202L18 204V209L20 208L21 210H19L21 213L20 214H16L15 217H13L14 221L9 219L10 222L6 223V220L3 218L2 214H4L3 211H0V233L3 234H11L12 233V229L14 228V225H24L26 226V232H24V234H26V237L23 238H28L30 233L28 229L32 223L37 222L38 220V216L36 217V212H38L36 210V204L39 205L40 201L38 203H35V200L33 197H28L27 201L28 203L25 204V202H22L19 200V197L21 196V193L24 192V194L26 193L25 191H19V189H17L16 184L13 185L12 183H8V184H3ZM43 187V186H42ZM57 187V185H56ZM145 187V186H144ZM160 187H161V183H160ZM180 187V186H179ZM228 187V186H227ZM226 187V188H227ZM243 186H241L242 188ZM255 187V185H254ZM52 188V187H51ZM73 188V187H72ZM71 188V189H72ZM104 188V187H102ZM106 188V187H105ZM111 188V186H110ZM171 189V187H169ZM168 188V189H169ZM173 188V187H172ZM225 188V186H224ZM256 188V187H255ZM54 189V188H53ZM70 189V188H69ZM70 189V191H71ZM74 189V188H73ZM101 189V188H100ZM108 189V188H107ZM103 193H106V190ZM147 189V188H146ZM177 188L173 189L175 191ZM222 189V188H221ZM233 189V188H232ZM253 189V187H252ZM3 190V191H4ZM24 190V189H23ZM63 190V189H62ZM75 190V189H74ZM77 190V189H76ZM75 190V191H76ZM109 190V189H108ZM112 190V189H111ZM123 190V189H122ZM217 190V189H216ZM224 190V189H223ZM222 190V191H223ZM234 190V189H233ZM236 190V189H235ZM262 190V189H261ZM54 191V190H53ZM56 191H59V189L57 188ZM83 191V190H82ZM104 191V190H103ZM119 191V190H118ZM143 191V189L141 190ZM140 191V192H141ZM160 191V190H159ZM171 191V190H170ZM220 191V192H222ZM231 191V189H230ZM244 191V190H242ZM264 191V190H262ZM2 192V191H1ZM0 192V194H1ZM4 192V193H5ZM65 192V191H62ZM61 192V193H62ZM68 192V191H67ZM74 192V191H73ZM72 192V193H73ZM102 192V191H101ZM101 192L100 195H101ZM110 192V191H109ZM121 192V191H120ZM163 192V190H162ZM179 192V191H178ZM216 192V191H215ZM226 192V191H225ZM235 192V191H234ZM237 192V191H236ZM235 192V193H236ZM245 192V191H244ZM3 193V192H2ZM57 196L61 199V197H63V193L61 195L60 192H56ZM108 193V191H107ZM106 193V194H107ZM112 191L110 192V195ZM136 193V192H135ZM144 193V192H143ZM143 193L141 195H143ZM230 193V192H229ZM233 193V192H232ZM239 193V192H238ZM80 194V193H79ZM119 194V192H118ZM124 194V193H123ZM122 194V195H123ZM138 194V193H137ZM216 194V193H215ZM223 194V193H222ZM227 195V193H225ZM237 194V193H236ZM249 194V193H248ZM258 194V193H257ZM31 195V194H30ZM35 195V194H34ZM43 195V194H42ZM53 195V192H52ZM51 195V196H52ZM72 194H70L71 196ZM92 195V194H91ZM97 194L95 193V196ZM105 195V194H104ZM117 195V194H116ZM134 196V194H132ZM164 195V194H163ZM167 195V192H166ZM223 194V196H226ZM229 195V194H228ZM234 195V194H233ZM263 195V194H262ZM55 196V193H54ZM85 196V195H84ZM90 196V195H89ZM124 196V195H123ZM175 196V195H174ZM179 196V195H178ZM221 196V195H220ZM219 196V197H220ZM239 196V194H238ZM249 196V195H248ZM7 197V198H8ZM56 197V196H55ZM57 197V198H58ZM92 197V196H91ZM113 196H111L112 198ZM117 197V196H116ZM135 197V196H134ZM134 197H131L134 199ZM138 197V196H137ZM136 197V198H137ZM216 197V196H214ZM228 197V196H227ZM245 197V196H244ZM263 197V196H262ZM3 198V197H2ZM37 198V197H36ZM44 198V197H43ZM74 198L76 199V197L74 196ZM72 198V199H74ZM80 198V196H79ZM83 198V197H82ZM89 198V197H88ZM108 198V197H107ZM115 198V197H114ZM173 199H175L174 197H172ZM217 198V197H216ZM215 198V200H216ZM222 198V197H221ZM220 198V199H221ZM234 198V197H233ZM230 198V199H233ZM241 198V197H240ZM253 198V197H252ZM251 198V199H252ZM259 198V197H258ZM5 199V198H4ZM26 199V198H25ZM41 199V198H40ZM38 199V200H40ZM44 199V200H45ZM71 199V200H72ZM74 199V200H75ZM84 199V198H83ZM109 199V198H108ZM225 199V198H224ZM228 198V200H230ZM242 199V198H241ZM249 200H251L250 198H248ZM262 200V198H260ZM1 200V199H0ZM10 200V199H8ZM7 200V201H8ZM43 200V199H42ZM41 200V201H42ZM62 200V199H61ZM64 200V199H63ZM70 200V202H71ZM89 200V199H88ZM105 200V198H104ZM117 200V198L115 199ZM226 200V201H228ZM235 200V199H234ZM247 200V199H246ZM2 201V200H1ZM65 201V200H64ZM63 201V202H64ZM102 201V200H101ZM109 201V200H108ZM110 201H113L112 199ZM134 201V200H133ZM136 201V200H135ZM141 201V200H140ZM218 201V198H217ZM222 201V200H221ZM225 201V200H223ZM231 201V200H230ZM236 201V200H235ZM238 201V200H237ZM257 201V199H256ZM9 202V201H8ZM8 202L6 203L8 205ZM45 202V201H44ZM62 202V201H61ZM69 202V198L68 201ZM86 202V201H85ZM118 202H122L119 201ZM138 202V201H136ZM215 202V201H214ZM213 202V203H214ZM219 202V201H218ZM239 202V201H238ZM258 202V201H257ZM256 202V203H257ZM263 202V201H261ZM11 203V202H10ZM9 203V206H11V204ZM13 203V202H12ZM14 203V205L16 204ZM79 203V202H78ZM89 203V201H88ZM94 203V202H93ZM98 203V202H97ZM105 203V202H104ZM103 203V204H104ZM108 203V202H107ZM114 203V201H113ZM223 203V202H222ZM232 203V202H231ZM234 203V202H233ZM236 203V202H235ZM234 203V204H235ZM240 203V202H239ZM238 203V204H239ZM251 203V202H250ZM260 203V202H259ZM44 203H42L43 205ZM50 204V203H49ZM71 204V203H70ZM110 204V203H109ZM138 204V203H137ZM144 204V203H143ZM218 204V203H217ZM233 204V205H234ZM237 204V203H236ZM243 204V203H242ZM12 205V206H14ZM45 205H47V203H45ZM45 205H43L42 207H44ZM98 205V204H97ZM112 205V204H111ZM114 205V204H113ZM122 205V204H120ZM125 205V204H124ZM222 205V204H220ZM230 205V204H229ZM247 205V204H246ZM253 205V203H252ZM258 205V203H257ZM3 208L4 204L2 205ZM20 206V207H19ZM48 206V205H47ZM107 206V205H106ZM110 206V205H109ZM153 206V207H154ZM226 206V204H225ZM237 206V205H236ZM241 206V205H240ZM237 206L239 208H242V206ZM245 206V205H244ZM250 206V205H249ZM255 206V204H254ZM264 206V204H263ZM1 207V204H0ZM97 207V206H96ZM108 207V206H107ZM148 207V206H147ZM230 207V206H229ZM2 208V207H1ZM0 208V210H2ZM38 208V207H37ZM40 208V207H39ZM38 208V209H39ZM72 208V207H71ZM109 208V207H108ZM107 208V209H108ZM113 208H115L113 206ZM127 208V207H126ZM146 208V207H145ZM149 208V207H148ZM147 208V209H148ZM155 208V209H156ZM206 208V207H205ZM204 208V209H205ZM214 209L217 207H213ZM232 208H234L232 206ZM236 208V207H235ZM245 208V207H244ZM251 208V207H250ZM249 208V209H250ZM255 208V207H254ZM15 209V208H14ZM84 209V208H82ZM86 209V208H85ZM91 209V208H90ZM90 209H87L90 212ZM106 209V208H105ZM140 209V207H139ZM154 209V208H152ZM151 209V210H152ZM212 209V208H210ZM219 209V208H218ZM223 209V208H222ZM220 209V210H222ZM238 209V208H237ZM257 209V208H256ZM261 209V207H260ZM10 210V208H9ZM36 210V211H35ZM41 210V208H40ZM47 210V209H46ZM71 210V209H70ZM79 210V209H78ZM98 210V209H97ZM159 210V209H158ZM203 209H201L202 212ZM207 210V209H206ZM213 210V209H212ZM211 210V211H212ZM228 210V209H227ZM236 210V209H235ZM241 210V209H240ZM18 211V210H17ZM18 211V212H19ZM74 211V210H73ZM72 211V212H73ZM83 211V210H82ZM85 211V210H84ZM91 211H93L91 209ZM107 211V210H105ZM153 211V210H152ZM155 211V210H154ZM172 211V210H170ZM210 211V210H209ZM216 211V209H215ZM219 211V210H218ZM229 211V210H228ZM264 211V209L262 210ZM71 212V211H70ZM128 212V211H127ZM156 212V211H155ZM158 212V211H157ZM160 212V211H159ZM166 212V211H165ZM188 212V213H189ZM220 212V211H219ZM224 212V211H223ZM231 212V211H230ZM45 213V212H44ZM88 213V212H87ZM92 213V212H91ZM115 213V211H114ZM168 213V212H167ZM174 213V211L172 212V214ZM215 213V212H213ZM222 213V212H220ZM220 213L217 215L219 216ZM227 213V211H226ZM249 213V212H248ZM47 214V213H45ZM44 214V215H45ZM51 214V213H50ZM65 214V213H64ZM76 214H77V210H76ZM97 214V213H96ZM150 214H153L150 213ZM161 214H163V212H161ZM165 214V213H164ZM171 213L170 215L173 216ZM200 215L202 213H199ZM210 214V212H209ZM229 214V212H228ZM241 214V212H240ZM251 214V213H250ZM248 214V215H250ZM38 215V213H37ZM43 215V214H42ZM43 215V216H44ZM69 215V214H68ZM79 215V214H78ZM94 215V214H93ZM106 215V214H105ZM114 215V214H113ZM112 215V218H113ZM143 215V214H142ZM142 215H140L142 217ZM167 215V214H166ZM189 215V216H190ZM204 215V213L202 214ZM234 215V214H233ZM239 215V213H238ZM252 215V214H251ZM259 215V214H258ZM14 216V215H12ZM41 216V215H39ZM49 216V214H48ZM74 216V215H73ZM77 216V215H76ZM84 216V215H82ZM90 216V214H89ZM88 216V217H89ZM95 216V215H94ZM100 216V215H98ZM97 216V217H98ZM107 216V215H106ZM152 216V215H150ZM160 217L163 218V216L159 215ZM165 216V215H164ZM177 216V215H176ZM178 216V217H179ZM213 216V215H212ZM216 216V215H215ZM240 216V215H239ZM253 216V215H252ZM86 217V216H85ZM153 217V216H152ZM155 217V216H154ZM170 217V216H169ZM181 217V216H180ZM193 217V216H192ZM202 217V216H200ZM204 217V216H203ZM254 217V216H253ZM260 217V216H259ZM45 218V217H44ZM77 218V217H75ZM83 218V217H82ZM92 218V216H91ZM95 218V217H94ZM110 218V217H109ZM107 218V219H109ZM156 218V217H155ZM165 218V217H164ZM167 218V217H166ZM182 218V217H181ZM213 218V217H211ZM215 218V217H214ZM236 218V217H235ZM234 218V219H235ZM240 218V217H239ZM248 218V217H247ZM257 218V217H256ZM41 219V217H40ZM43 219V217H42ZM53 219V218H52ZM73 219V218H72ZM71 219V220H72ZM86 219V218H85ZM84 219V220H85ZM111 219V218H110ZM109 219V220H110ZM145 219V218H144ZM148 219V218H147ZM157 220L159 218H156ZM168 219V218H167ZM218 219V218H216ZM8 220V221H9ZM47 220V219H45ZM55 220V219H54ZM59 220V219H58ZM87 220V219H86ZM92 220V219H91ZM108 220V221H109ZM146 220V219H145ZM154 220V219H153ZM173 220V219H170ZM187 220V219H186ZM195 220V219H193ZM192 220V221H193ZM200 220V219H199ZM206 220V219H205ZM210 220V219H209ZM220 220V219H218ZM228 220V218H227ZM226 220V221H227ZM237 220V219H236ZM240 220V219H239ZM42 221V220H41ZM40 221V222H41ZM50 221V220H49ZM48 221V222H49ZM57 221V219H56ZM79 221V220H77ZM83 221V219H82ZM95 221V220H94ZM143 221V220H142ZM150 221H152V219H150ZM159 221V220H158ZM168 221V220H167ZM181 221V219H180ZM190 221V220H189ZM216 221V220H215ZM247 221H250L249 219ZM47 222V221H46ZM45 222V224H46ZM81 222V221H80ZM163 222V221H161ZM165 222V221H164ZM176 222H179L176 220ZM186 222V221H185ZM188 222V221H187ZM196 222V221H195ZM198 222V220H197ZM210 222V221H209ZM213 222V221H212ZM217 222V221H216ZM216 222L214 224H212L210 226V228L207 229H202V230H198L199 232L196 233L195 235H191V236H186L185 242H186V247L187 249H196L199 245V239L200 237H204V235L206 234V237L208 240H211L215 245L219 244L220 242H222V239L220 237V234L218 235L217 231L218 230V226H216ZM223 222V221H222ZM230 222V221H229ZM241 222V221H240ZM240 222H238L237 224H239ZM256 222V221H255ZM258 222V221H257ZM53 223V221H52ZM63 223V222H62ZM65 223V222H64ZM70 223V222H69ZM104 223V222H103ZM153 223V222H152ZM156 223V222H155ZM182 222H180L181 224ZM190 223V222H189ZM192 223V222H191ZM200 223V222H199ZM206 223V222H205ZM250 223V222H249ZM26 224V225H25ZM38 224V222H37ZM37 224L35 226H37ZM43 228H44V221H43ZM51 224V223H50ZM112 224V223H110ZM114 224V222H113ZM144 224V223H143ZM148 224V223H147ZM146 224V225H147ZM170 224H173V222H171ZM179 224V223H178ZM208 224V223H207ZM228 224V223H227ZM226 224V225H227ZM233 224V222H232ZM248 225V223H246ZM251 224V223H250ZM249 224V225H250ZM253 224V223H252ZM262 224V223H261ZM21 225V226H22ZM53 225V224H52ZM58 225H61L60 223ZM66 223L64 224L63 227V231H64V236L63 234L60 233L59 231V227H54L53 228V232L55 235V239L58 241L59 244L62 245V249L63 252H59L60 254H58V256H60V261L58 259H56V262L58 264H97L98 260H100L101 258V253H105L108 251V247H109V240H110V234L105 232V231H98L95 233V239L92 240V235L93 233H89V235H87V239L85 240V242L81 241L82 243L79 242V240L77 241L73 235L75 234V231L73 232L74 234H72V230H74L72 228V222L71 225L69 224V226H65ZM68 225V224H67ZM77 225V224H75ZM94 225V224H93ZM109 225V223H108ZM116 225V224H115ZM114 225V226H115ZM151 225V224H150ZM175 225V224H174ZM173 225V226H174ZM184 225V224H183ZM182 225V226H183ZM197 225V224H196ZM205 225V224H204ZM224 224V226H226ZM248 225V226H249ZM264 225V224H263ZM22 226V227H24ZM29 226V227H28ZM34 226V225H33ZM40 226V224L38 225ZM91 226V225H90ZM90 226H86V227H90ZM164 226V225H163ZM181 226V227H182ZM186 226V225H184ZM183 226V227H184ZM221 226V225H220ZM239 226V225H238ZM260 226V225H259ZM257 226V227H259ZM16 227V226H15ZM28 227V228H27ZM48 227V226H46ZM50 227V225H49ZM53 227V226H52ZM51 227V228H52ZM112 227V226H111ZM169 227V226H168ZM166 226V228L164 229V233H163V239L165 241V250L166 251V255L168 256V254L172 251H174L173 249L178 247V235L180 234L177 233L174 229L168 228ZM191 227V226H190ZM202 227V226H201ZM206 227V226H205ZM234 227V226H233ZM34 228V227H33ZM40 229V227H38ZM61 228V227H60ZM79 228V227H78ZM77 228V229H78ZM81 228V227H80ZM93 228V227H92ZM240 228V227H239ZM245 228V227H244ZM253 226L250 228L252 229ZM35 229V228H34ZM33 229V230H34ZM37 229V228H36ZM35 229V230H36ZM50 229V228H49ZM86 229V228H85ZM94 229V228H93ZM112 229V228H111ZM198 229V228H196ZM195 229V231H196ZM222 229V228H220ZM227 229V228H226ZM14 230V229H13ZM30 231V232H35V231ZM51 230V229H50ZM76 230V229H75ZM84 230V229H83ZM192 230V229H191ZM230 230V228H229ZM228 230V231H229ZM39 231V230H36ZM62 231V230H61ZM80 231V230H79ZM152 231V230H151ZM179 231V230H178ZM190 231V229L188 230ZM187 231V232H188ZM194 231V230H193ZM232 231V230H231ZM50 232V231H49ZM52 232V233H53ZM124 232V231H123ZM186 232V231H185ZM242 232V231H241ZM247 232V231H246ZM249 232V231H248ZM86 233V232H85ZM151 233V232H150ZM191 233V232H190ZM193 233V232H192ZM220 233V232H219ZM226 233V232H225ZM224 233V235H225ZM42 234V233H41ZM80 234V233H79ZM119 234V233H118ZM230 234V233H229ZM16 235V234H15ZM14 235V236H15ZM23 235V234H22ZM38 235V234H37ZM47 235V234H46ZM77 235V234H75ZM186 235V234H184ZM223 235V236H224ZM235 235V234H234ZM4 236V235H3ZM39 236V235H38ZM78 236V235H77ZM145 236V235H144ZM231 236V235H230ZM229 236V237H230ZM20 237V236H19ZM22 237V236H21ZM76 237V236H75ZM83 237V236H82ZM151 237V236H149ZM183 237V235H182ZM228 237V236H227ZM246 239L244 240V244L242 246L243 249L244 248H249L252 247L251 249L253 250L256 249V247L258 248H264V227L263 229L261 228L259 229H253L252 231H250L248 233V235L246 236ZM78 238V237H77ZM185 238V237H184ZM240 237H238L237 239H239ZM5 239V238H4ZM22 239V238H21ZM162 239V240H163ZM183 239V238H182ZM230 239V238H229ZM29 241V239H27ZM127 240V239H126ZM160 240V241H162ZM180 240V238H179ZM184 240V239H183ZM234 240V239H233ZM26 241V240H25ZM55 241V242H57ZM146 241V240H145ZM181 241V240H180ZM202 241V240H201ZM200 241V243H201ZM204 241V240H203ZM207 242V240H205ZM224 241H227L226 238ZM229 241V240H228ZM232 241V239H231ZM238 241V240H236ZM7 242V239H6ZM182 242V241H181ZM184 242V244H185ZM234 242V241H233ZM43 243V242H42ZM210 243V241H209ZM212 243V244H213ZM23 244V243H22ZM143 244V243H142ZM147 244H149L147 242ZM183 244V243H182ZM181 244V245H182ZM183 244V245H184ZM211 244V243H210ZM221 244V243H220ZM230 244V243H229ZM238 244V243H236ZM39 245V244H38ZM51 245V244H50ZM60 245V246H61ZM154 245V244H153ZM180 245V244H179ZM223 245V244H222ZM23 246V245H22ZM34 246V245H31ZM59 246V247H60ZM140 246V245H138ZM185 246V245H184ZM205 246V242L204 245ZM225 246V244H224ZM231 246V244H230ZM236 246V245H235ZM233 246V247H235ZM241 246V244H240ZM26 247V246H25ZM43 247V246H42ZM57 247V246H56ZM120 247V246H119ZM153 247V246H152ZM149 244L144 246V247H138V252L137 254L134 256L132 263L130 264H158L155 260L150 261L148 259H146V255L148 252L151 253L152 248ZM201 247V246H199ZM180 248V247H179ZM232 248V247H231ZM237 248V247H235ZM234 248V249H235ZM241 248V247H240ZM34 249V248H32ZM61 249V250H62ZM182 249V248H180ZM200 249V248H199ZM243 249H241L243 251ZM178 250V249H177ZM187 250V251H188ZM202 250V249H201ZM214 250V249H213ZM246 250V249H244ZM249 250V249H248ZM263 250V249H262ZM55 246H50L49 249H42L39 250L38 252L32 253V254H28L25 250L22 249L20 255L18 256V258H14L15 261H9L8 264H29V263H33L32 261H34V263H40V264H54V259L55 257L53 256V254L55 253ZM123 251V250H122ZM186 251V252H187ZM153 252V251H152ZM155 252V251H154ZM160 252V251H159ZM179 252V251H178ZM183 252V251H181ZM189 252V251H188ZM191 252V251H190ZM193 252V251H192ZM191 252V253H192ZM199 252V250H198ZM246 252V251H245ZM249 252V251H248ZM136 253V252H135ZM158 253V252H157ZM161 253V252H160ZM173 253H177L176 251ZM180 253V252H179ZM203 257L204 260H210L208 253V249L206 247L205 250H203ZM214 253V252H213ZM241 253V252H240ZM251 253V251H250ZM152 254V253H151ZM154 254V253H153ZM152 254V255H153ZM200 254V253H199ZM242 254V253H241ZM247 253H245L246 255ZM253 254V252H252ZM55 255V254H54ZM103 255V254H102ZM149 255V254H148ZM165 255V253H164ZM176 255V254H175ZM174 255V256H175ZM186 255V254H185ZM190 255V254H189ZM208 255V256H207ZM212 255V253H211ZM248 255V254H247ZM251 254H249L250 256ZM255 255V254H254ZM253 255V256H254ZM157 256V254H156ZM161 256V255H160ZM159 256V257H160ZM166 256V257H167ZM173 256V255H171ZM234 255H232L233 257ZM235 256H236V262L234 264H241L242 262H244L245 260L243 259V256H239L238 254V250L235 251ZM111 257V256H110ZM120 257V256H119ZM162 257V256H161ZM169 257V256H168ZM178 257H181V255L179 254ZM199 257V256H198ZM197 257V258H198ZM248 257V256H247ZM256 257V256H255ZM165 258V257H164ZM163 258V259H164ZM202 258V259H203ZM251 258V257H250ZM115 259V258H114ZM160 259V258H159ZM177 259V258H176ZM199 259V258H198ZM248 259V258H247ZM253 258H251L252 260ZM256 259V258H254ZM58 260V261H57ZM112 260V257H111ZM168 260V259H167ZM167 260H163V262H166ZM195 260V259H194ZM113 261V260H112ZM172 261V260H171ZM181 261V260H180ZM197 261V260H196ZM203 261V260H202ZM249 261V260H247ZM253 261V260H252ZM110 262V261H109ZM123 262V261H122ZM169 262V261H168ZM207 262V261H206ZM233 262V261H232ZM33 263V264H34ZM114 263V262H113ZM160 263V262H159ZM175 263V262H173ZM179 263V262H178ZM196 263V262H195ZM256 263V262H255ZM115 264V263H114ZM162 264V262H161ZM167 264V262H166ZM186 264V263H185ZM188 264V262H187ZM198 264V263H197ZM206 264V263H203ZM233 264V263H232ZM251 264V263H250ZM253 264V263H252ZM259 264V263H258Z\"/></svg>",
	"mask_w": 264,
	"mask_h": 264
}]
</instances>
